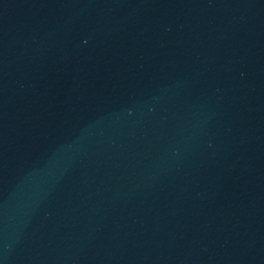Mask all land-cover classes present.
Masks as SVG:
<instances>
[{"label":"water","instance_id":"1","mask_svg":"<svg viewBox=\"0 0 264 264\" xmlns=\"http://www.w3.org/2000/svg\"><path fill=\"white\" fill-rule=\"evenodd\" d=\"M0 264H264V0H0Z\"/></svg>","mask_w":264,"mask_h":264}]
</instances>
